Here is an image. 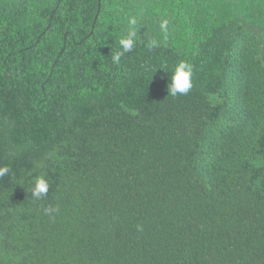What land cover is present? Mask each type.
I'll list each match as a JSON object with an SVG mask.
<instances>
[{
    "label": "trees",
    "instance_id": "obj_1",
    "mask_svg": "<svg viewBox=\"0 0 264 264\" xmlns=\"http://www.w3.org/2000/svg\"><path fill=\"white\" fill-rule=\"evenodd\" d=\"M0 264H264V0H0Z\"/></svg>",
    "mask_w": 264,
    "mask_h": 264
}]
</instances>
